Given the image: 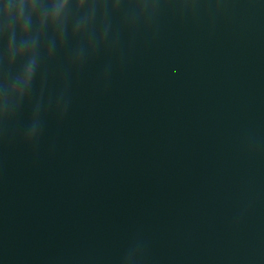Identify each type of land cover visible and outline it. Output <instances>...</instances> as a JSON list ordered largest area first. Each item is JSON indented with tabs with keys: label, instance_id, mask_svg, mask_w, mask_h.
<instances>
[{
	"label": "water",
	"instance_id": "water-1",
	"mask_svg": "<svg viewBox=\"0 0 264 264\" xmlns=\"http://www.w3.org/2000/svg\"><path fill=\"white\" fill-rule=\"evenodd\" d=\"M0 264H264V0H0Z\"/></svg>",
	"mask_w": 264,
	"mask_h": 264
}]
</instances>
